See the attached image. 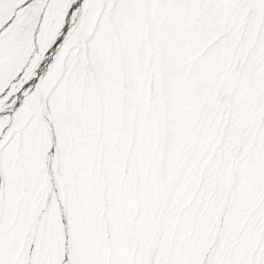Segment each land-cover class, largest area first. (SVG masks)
<instances>
[{
  "label": "snow or ice",
  "instance_id": "snow-or-ice-1",
  "mask_svg": "<svg viewBox=\"0 0 264 264\" xmlns=\"http://www.w3.org/2000/svg\"><path fill=\"white\" fill-rule=\"evenodd\" d=\"M0 264H264V0H0Z\"/></svg>",
  "mask_w": 264,
  "mask_h": 264
}]
</instances>
